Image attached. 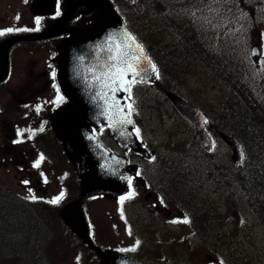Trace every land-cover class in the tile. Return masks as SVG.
I'll use <instances>...</instances> for the list:
<instances>
[{"label": "rangeland", "instance_id": "obj_1", "mask_svg": "<svg viewBox=\"0 0 264 264\" xmlns=\"http://www.w3.org/2000/svg\"><path fill=\"white\" fill-rule=\"evenodd\" d=\"M116 1L135 32L136 29L143 30L144 28L155 30L160 25V21L157 19L148 23L145 20L144 11H141V6L135 3V0ZM162 1V5H165L168 10H175L172 16L179 17L181 23H185L184 27H189L190 31L198 33V37L205 44L204 49L208 55L199 56L197 60L194 59L195 62L190 67L182 69L180 80L173 81L174 89L177 92L192 100L208 118V115L212 114L214 121L219 119L218 109L222 107L225 97L229 94L230 84L236 83L239 77H243L244 81L249 80L255 86L252 92L264 93V7H262L264 0H254L255 8L250 6L251 0ZM26 2L28 21L32 19L34 24L37 16V13L32 11L34 0H26ZM258 4H260L259 8H257ZM155 10L157 14H160L159 8ZM190 31L189 35H194ZM164 33L173 43H178L180 40L179 34L173 30H166ZM194 36L195 39L198 38L196 35ZM256 44L260 47V55L253 57L252 47ZM177 46L179 47V43ZM177 62H181V59H178ZM222 63L226 66L230 65V68L227 69ZM131 88L133 92L129 105L133 113L141 118L140 122L144 125L142 136L152 143L160 145V151L166 154L168 160L178 164L181 162L183 165L180 167L181 171H188V174L183 172V181L176 192L177 197L188 198L189 202V191L191 194L190 203L198 202V206L192 211L199 214L208 210L206 219L213 217L221 219L219 220L222 224L220 231L225 233V231L233 229L237 233V236L234 237L237 244L234 243L232 248L234 252L238 248L243 251V261L248 263L251 258L254 260L258 257L257 261L264 262V231L257 223L258 218L250 215L249 209L244 208L245 199L240 198L242 191L237 188L238 182L234 178L238 167L232 162L228 147L220 138H218L216 146L209 151H205L199 145L192 129L165 100L164 90L169 87H164L162 91L158 90L157 84L153 81L151 83L137 82ZM260 100L259 107L264 111V98L260 97ZM217 116L218 118H216ZM166 143L171 150L163 148ZM241 145H243L242 142ZM145 163L148 166L147 170L150 171L149 175H158L157 169L150 167L149 161H145ZM0 173L5 176L0 174V203L1 201H11L5 210H0V264H37L34 261L36 255L32 253L24 254L27 257L21 261L6 260L9 257V251L5 252L2 249L7 248L5 244L9 238L4 236L5 231H3L2 225H5L6 222L1 215H4L9 222L11 212L16 210L20 213V209H17L19 199L16 195L28 198L32 197V194L20 187V181L13 178V173L9 179L6 178L8 176L4 174L3 170L0 169ZM165 174L161 175L165 176ZM186 181L195 186L192 187ZM51 185L55 188L56 183ZM231 190H234L233 194L229 193ZM3 192L8 193L6 199L3 198ZM172 194H174L173 191ZM90 208L97 233L109 235L112 242L117 244L119 242L126 248L131 247L133 242L139 241L136 232H130L122 222L116 198L98 197L95 201L90 202ZM30 210L26 212L30 213L32 219L36 221L35 226L37 225V227H32L30 235L35 234L34 238H37L35 240L44 242V247L47 244V247L53 248L47 252L53 257L54 264H71L70 260L60 259L58 262L60 250L63 248L58 246V243H54L57 240L66 239L63 232L64 226L60 222H52L49 216L39 215L42 218H38L37 214H33L34 212ZM211 211L212 214H210ZM177 213H180L183 218L182 211H177ZM135 214L136 209L133 211L134 217ZM36 228L37 232L35 233ZM137 233L146 240V243L150 241L148 246L151 256L147 258L148 260H154L157 253L155 248L152 250L153 240H157L159 243L163 240H170L176 245L171 249L175 254L170 261H179L181 257H189L194 264H237L230 257L232 253L228 248L231 247L214 252L210 249L213 241L206 242L203 236L196 235L195 231H185L182 227H173L171 231L166 232L151 231L149 237L145 230L137 231ZM154 233L155 235L152 236ZM50 241L52 246H50ZM239 242L241 245L238 244ZM159 243L156 247L162 251L163 246H160ZM25 244L26 242H24ZM30 244L33 246L36 243L32 241ZM38 245H40L39 242ZM11 246L20 247L21 245H17V242L13 241ZM219 246H216L215 249L219 250ZM13 252L15 254V251ZM40 252L42 257L47 259V253L43 250ZM63 252L66 253V249ZM70 255L73 256L72 253ZM157 256L159 255L157 254ZM168 260L169 257L165 260L167 264H169Z\"/></svg>", "mask_w": 264, "mask_h": 264}, {"label": "flooded vegetation", "instance_id": "obj_2", "mask_svg": "<svg viewBox=\"0 0 264 264\" xmlns=\"http://www.w3.org/2000/svg\"><path fill=\"white\" fill-rule=\"evenodd\" d=\"M58 6L55 0L48 14L50 17L43 18V13H37L35 21L39 18L41 23L39 30H35L37 28L35 21L34 24L32 19L28 21L26 0H0V31L14 29L0 36V169L8 176L7 179L13 173V178L20 181V187L23 190L29 193L31 190L33 196L42 197V200L47 203L58 194L51 184L63 185V194L67 197L68 193L65 191L70 189L69 185L80 183L75 164L51 121L52 112L67 103V98L60 91L56 79L59 60L58 44L67 34L37 40H30L24 36L44 31L63 12V10L62 12L57 10ZM89 18L90 16L80 9L68 25L86 26ZM16 29L28 30L17 31ZM53 73H55L54 77ZM58 96L63 99L57 100ZM38 107L39 111H37ZM41 128L43 131H40ZM102 132L105 131H98V137H101ZM41 154L44 160L39 168L34 167ZM147 178L149 179V176ZM150 184L151 187L147 185L146 178L139 176L134 179L132 185L146 192L143 200L148 203L145 204V208H142L145 212L139 213V216H142L141 220L146 222L144 224L151 226L152 230L167 229L171 224H181V220L177 219L178 209L162 206L163 196H166L169 189L165 177L161 175ZM58 191L60 192L59 189ZM75 194L74 199L79 198L80 187L78 195ZM5 195L8 193L5 192ZM16 197L20 201L19 204L23 206V201L27 197L24 198L21 195ZM139 198L140 196L137 199ZM48 206H50L49 203ZM23 208L20 210L26 211ZM89 225L91 236L98 246L104 250L113 246L103 234L94 231L90 221ZM31 241L36 243L32 249V254L36 255L34 261L37 264H54L53 257L47 252L53 248L47 247V244L44 247V242L39 240L27 241L25 245L24 242H17V245L21 246L16 247L11 246L13 240L9 239V245L7 246V242L5 244L7 248L2 250L9 251L7 259L21 261L27 257L24 255L26 254L24 249ZM49 243L52 246L53 241ZM57 245L60 246L59 243ZM37 247L38 251H36ZM62 248L67 252L60 250L58 262L60 259L70 260L71 264H94L95 262L97 264L99 261L95 252L79 239L67 241ZM40 250L47 253V259L42 257Z\"/></svg>", "mask_w": 264, "mask_h": 264}, {"label": "water", "instance_id": "obj_3", "mask_svg": "<svg viewBox=\"0 0 264 264\" xmlns=\"http://www.w3.org/2000/svg\"><path fill=\"white\" fill-rule=\"evenodd\" d=\"M53 1L37 0L35 8L38 11H47L53 5ZM81 7L85 8L87 13H97L95 24L86 28H65L75 11ZM64 32H71L72 35L59 47L58 79L64 93L69 96L70 103L56 113V129L68 144L77 163L83 180V195L101 192L118 194L125 189L127 178L134 172V168L96 142L89 143L85 140L84 133L90 129L87 122L95 126L106 124L125 148L132 146L138 151H143L133 134V123H120L121 117L128 113L125 99L122 97L127 91L117 90L113 93L102 87L97 79L107 70L106 64L111 63L109 56L115 54L109 49L119 44L123 50V44L129 43L125 40L126 34L132 37L134 35L125 25L111 0H67L65 13L39 37L47 38ZM135 43L142 45L136 38ZM253 50V54L256 55L258 47L255 46ZM131 52L137 53L134 45ZM153 65H155L153 60L143 48V54L135 64V70L139 75L133 76L129 73L127 79L151 80L156 71V66L153 69ZM167 96L192 124L200 143L206 149H210L213 139L205 129L206 119L200 110L173 92H167ZM223 139L231 149L233 160L241 162L243 153L238 143L229 135L224 134ZM63 217L70 228L85 242L90 243L101 256L100 264H139L115 250H108L107 254L103 255L101 250L93 245L78 201L71 202L65 207Z\"/></svg>", "mask_w": 264, "mask_h": 264}, {"label": "trees", "instance_id": "obj_4", "mask_svg": "<svg viewBox=\"0 0 264 264\" xmlns=\"http://www.w3.org/2000/svg\"><path fill=\"white\" fill-rule=\"evenodd\" d=\"M251 2V5H253L254 1L251 0ZM135 3L141 6L140 9L144 11L145 20L148 23L156 19L160 21V25L155 30L146 28L143 30L136 29L147 51L158 63L160 73L156 80L157 89L162 91L164 87H174L173 81L178 82L180 80V73L183 68L190 67L199 56H208L204 49L205 45L198 37V33H193L189 27H184L185 23H181L179 17L175 18L172 16L175 10H168L165 5H162V0H135ZM156 8H159L160 14H157ZM166 30H173L179 34V47L177 46L178 43L169 41V38L164 33ZM189 31L198 38L195 39L194 35H189ZM178 59H181V62H177ZM229 66L227 69L230 68ZM230 87L229 94L225 97L226 100L224 99L222 107L218 109L219 119H217V126L219 128H229L234 137L244 140L245 143L247 142L246 148L249 150V155L247 154V160L243 164L237 166L238 169L234 173V178L245 191L247 200L251 201V204L254 206L252 210L258 218L259 226L264 231V111L259 107L261 105L260 97L264 98V93L252 92L255 86L249 80L244 81L243 77H239L236 83L230 84ZM250 169L252 170V175H256L257 177L254 181L255 184L252 185H248V172ZM253 169H256L258 172L261 171V173H254ZM170 171L173 173L170 183L178 191L177 188H180L185 172L183 173L177 166L170 167ZM10 203L11 201H1L0 210H5L6 206ZM17 209H20V207ZM19 211L20 213L16 210L10 213L9 222H7L4 215H1L6 222L4 223L5 225H2L4 227L3 231H5L4 236H8L9 239L15 242L27 243V241L37 239L34 238L35 234L30 235L32 227L34 228L35 225L32 216L23 212V210ZM220 226L222 224L216 222V217H213L208 222V225L205 224L203 226L200 234L209 243L212 241V244L217 242L220 245L219 251L225 247H231L228 250L232 253L230 257L234 263L264 264L263 261H257L258 257L254 260L251 258L248 263L243 261V251L238 248L234 252L232 248L234 243L237 244V241L234 240L237 233L234 231L232 233L225 231L224 233L220 231ZM36 232L37 228L35 229ZM238 244L241 245L240 242ZM32 249V244H27L24 252L30 254L32 253Z\"/></svg>", "mask_w": 264, "mask_h": 264}, {"label": "snow or ice", "instance_id": "obj_5", "mask_svg": "<svg viewBox=\"0 0 264 264\" xmlns=\"http://www.w3.org/2000/svg\"><path fill=\"white\" fill-rule=\"evenodd\" d=\"M57 15H59V12H57ZM19 17H17L18 19ZM37 28L35 30H39V25L41 23L40 19L37 18L35 21ZM14 29L9 28L4 31H0V36L4 35L5 32H12ZM17 31H27L28 29H16ZM125 40L129 43L123 44V50H121V46L119 44L115 45L114 48H110V52H114L115 54H112L109 56V60L111 63L106 64V71L101 74L100 77H97L98 81L102 84V87L109 89L111 92L115 93L117 90H125L130 93L131 91V85L132 81H129L127 79V76L129 73H132L133 76L139 75L138 72L135 70V64L139 62L141 55L143 54V46L135 43V37H132L130 35L125 36ZM135 47L137 50L136 54H133L131 52L132 47ZM153 69L155 68V65L152 66ZM158 75V73H157ZM55 76V73H53V77ZM63 97L58 96L57 100H62ZM39 107L37 108V111H39ZM122 111V109H121ZM132 109L129 106L128 113L123 115L120 119L121 124H131L133 121L129 118L131 115ZM40 131H43V128L40 129ZM137 135L139 134V129H136ZM23 133H21L22 135ZM34 134V133H33ZM19 142V141H16ZM44 160V156L41 154L39 159L34 164V167L39 168L40 163ZM130 182V181H129ZM27 183V182H25ZM34 198V197H33ZM63 198V193H61L60 196H57L54 198L50 203L57 204L60 202V200ZM124 198L122 197V200ZM185 223L188 221L185 220ZM139 243V241H137Z\"/></svg>", "mask_w": 264, "mask_h": 264}, {"label": "bare ground", "instance_id": "obj_6", "mask_svg": "<svg viewBox=\"0 0 264 264\" xmlns=\"http://www.w3.org/2000/svg\"><path fill=\"white\" fill-rule=\"evenodd\" d=\"M223 64V63H222ZM226 68H228V66H226L225 64H223ZM223 65H220L221 67H223ZM249 128V127H248ZM238 140L239 141H241L242 142V144H243V147H244V149H245V151H246V153L249 155V150L246 148V144H247V142L245 143L244 142V140H242V139H239L238 138ZM247 155V156H248ZM181 169V168H180ZM181 172V171H180ZM253 172L254 173H261V171H257L256 169H253ZM221 173L222 174H224V172H222L221 171ZM248 175H249V181H248V185H252V184H255V180L257 179V177H256V175H252V170L250 169L249 170V172H248ZM237 188H239V189H241L242 190V196L240 197V198H244L245 199V203H244V208H246V209H254V206L251 204V201H249V200H247L248 198H247V195H246V193H245V191L242 189V187H240L239 185H237ZM233 192H234V190H231L229 193L230 194H233ZM193 212V218L191 219V221H190V225H191V227L196 231V232H198V233H200L201 231H202V229H203V226L206 224V225H208V222L210 221V219L211 218H209V219H206L205 217L207 216V213H208V210H204V211H202V212H200L199 214H196L194 211H192ZM210 214H212V211H211V213ZM200 217V218H199ZM213 217V216H212ZM219 231V230H218ZM216 232H217V230H216ZM36 251H38V247H37V250Z\"/></svg>", "mask_w": 264, "mask_h": 264}]
</instances>
